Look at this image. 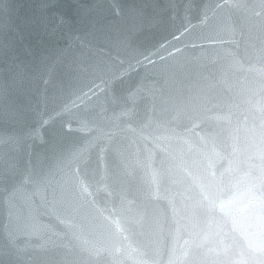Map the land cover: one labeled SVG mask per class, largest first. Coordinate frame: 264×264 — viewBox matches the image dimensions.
Listing matches in <instances>:
<instances>
[{"label": "water", "instance_id": "obj_1", "mask_svg": "<svg viewBox=\"0 0 264 264\" xmlns=\"http://www.w3.org/2000/svg\"><path fill=\"white\" fill-rule=\"evenodd\" d=\"M234 163L264 179V0H0V264H211Z\"/></svg>", "mask_w": 264, "mask_h": 264}, {"label": "clouds", "instance_id": "obj_2", "mask_svg": "<svg viewBox=\"0 0 264 264\" xmlns=\"http://www.w3.org/2000/svg\"><path fill=\"white\" fill-rule=\"evenodd\" d=\"M193 195L203 227L198 223L192 241L213 254L211 264H230L232 255L264 251V179L242 164H229L199 178Z\"/></svg>", "mask_w": 264, "mask_h": 264}]
</instances>
